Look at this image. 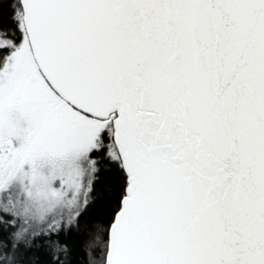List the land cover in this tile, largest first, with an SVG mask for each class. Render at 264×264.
I'll list each match as a JSON object with an SVG mask.
<instances>
[{
    "label": "snow or ice",
    "instance_id": "snow-or-ice-1",
    "mask_svg": "<svg viewBox=\"0 0 264 264\" xmlns=\"http://www.w3.org/2000/svg\"><path fill=\"white\" fill-rule=\"evenodd\" d=\"M0 264H264V0H0Z\"/></svg>",
    "mask_w": 264,
    "mask_h": 264
}]
</instances>
